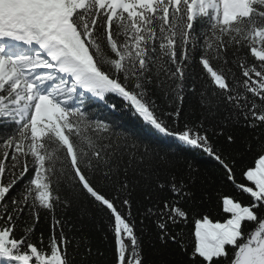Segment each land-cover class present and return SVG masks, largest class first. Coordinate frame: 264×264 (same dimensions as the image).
<instances>
[{
    "label": "snow or ice",
    "instance_id": "snow-or-ice-1",
    "mask_svg": "<svg viewBox=\"0 0 264 264\" xmlns=\"http://www.w3.org/2000/svg\"><path fill=\"white\" fill-rule=\"evenodd\" d=\"M98 217L111 264H264V0H0V264Z\"/></svg>",
    "mask_w": 264,
    "mask_h": 264
},
{
    "label": "trees",
    "instance_id": "trees-1",
    "mask_svg": "<svg viewBox=\"0 0 264 264\" xmlns=\"http://www.w3.org/2000/svg\"><path fill=\"white\" fill-rule=\"evenodd\" d=\"M125 126H129L127 120L125 121ZM201 169L202 175L205 172L209 176L213 174V166L211 162L207 160L201 161ZM193 207H196V205H193ZM204 207L211 208L212 205L206 204ZM106 228L107 225L99 217L97 218L95 226L91 222L87 224V232L91 237V247L94 254L85 264H111V237L109 236L108 240L104 239ZM97 250L102 252L103 255L96 254ZM81 251H83V249H81ZM144 253L149 264H162V262H166V264H187V257L184 256L175 245H170L167 248L160 245L155 238V230L152 229L150 224H148L144 236ZM76 264H80L79 255L76 257Z\"/></svg>",
    "mask_w": 264,
    "mask_h": 264
}]
</instances>
